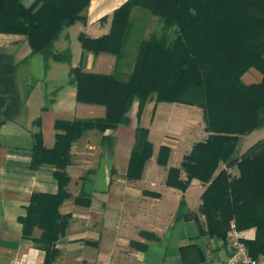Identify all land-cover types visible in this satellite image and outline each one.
<instances>
[{"label": "trees", "instance_id": "trees-1", "mask_svg": "<svg viewBox=\"0 0 264 264\" xmlns=\"http://www.w3.org/2000/svg\"><path fill=\"white\" fill-rule=\"evenodd\" d=\"M90 0H0V35L26 39L30 55L38 54L46 70L49 62L68 66V84L75 88L76 103L103 108L99 118L55 122L54 145L45 149L36 141L30 149L28 169H52L55 194L32 193L18 218L21 236L43 251L42 264L58 255L55 242L64 233L69 215L58 212L69 177L70 146L87 131L103 134L127 126V113L137 102V116L150 95L156 103L193 106L201 111L207 137L194 143L178 168H168L165 185L183 193L191 180L204 189L197 215L180 198L175 221L193 220L198 236L225 240L229 224L237 231L253 230L243 244L251 258L264 252V139L234 155L243 136L264 129V0H126L111 15L106 35L95 39L79 34V65L70 67L68 49L53 48L60 34L74 23L85 24ZM155 16L161 35L142 38L138 16ZM86 54L114 59L109 74L83 70ZM131 60L124 77L125 62ZM249 69L261 78L245 85L241 76ZM2 121L0 120V126ZM147 130L134 129L126 179L138 180L151 156ZM103 141V137L101 138ZM169 149L160 146L156 163L165 166ZM220 166L223 168L220 169ZM230 170H235L231 174ZM87 171L86 174H90ZM183 174V179H181ZM82 176L81 179H85ZM75 204L80 203L74 198ZM39 230L37 237L33 229ZM182 264L201 258V248L189 244L177 249ZM193 260V261H194ZM202 260V259H201Z\"/></svg>", "mask_w": 264, "mask_h": 264}, {"label": "crops", "instance_id": "crops-1", "mask_svg": "<svg viewBox=\"0 0 264 264\" xmlns=\"http://www.w3.org/2000/svg\"><path fill=\"white\" fill-rule=\"evenodd\" d=\"M125 1L90 0L83 13L85 24L76 22L60 34L62 49L70 52V67L79 65L81 50L79 43L76 52L66 43L77 40L79 34L91 39L106 35L113 11ZM60 65L65 64L49 62L44 70L41 57L30 55L23 36L0 35V264H12L31 250L36 254L34 264L43 263V251L22 238L17 220L24 216L32 193L53 195L57 191L52 169H28L35 135L37 143L51 149L55 122L103 115L100 106L76 103L75 88L67 82L68 68L63 73ZM82 66L84 71L100 74L115 68L113 57L103 54H86ZM250 70L240 78L245 85L260 81V74ZM128 72L124 69V77ZM148 105L146 100L137 116V102L133 101L127 126L103 134L87 131L71 144L70 163L65 169L70 198L58 208L59 214L69 215V219L55 242L58 255L51 264H182L177 249L189 244L202 251V257L196 255L189 264L225 263L229 253L225 240L198 236L193 220L175 221L183 197L187 210L203 223L197 215L203 185L193 179L183 193L165 185L168 168H178L191 146L207 137L201 111L175 103L153 101ZM137 126L148 132L151 156L140 178L132 181L126 179V171ZM199 126L203 135L197 139ZM160 146L169 149L165 166L156 163ZM230 173L235 174V170ZM74 198L80 203L75 204ZM241 233L245 240L253 239L252 229ZM38 235L39 230L33 229L32 236Z\"/></svg>", "mask_w": 264, "mask_h": 264}, {"label": "rangeland", "instance_id": "rangeland-1", "mask_svg": "<svg viewBox=\"0 0 264 264\" xmlns=\"http://www.w3.org/2000/svg\"><path fill=\"white\" fill-rule=\"evenodd\" d=\"M32 1L33 0H21L22 4L24 6L29 5ZM138 18H139L138 19V24H143V31H142V34H141L142 38L146 39L147 37L151 38L153 36L158 38L161 35L160 24L158 23L157 17L143 15V16H138ZM145 30H146V32H145ZM62 44H63L62 38H60L57 42L54 43L53 48L55 50H63L62 49L63 48ZM66 45H68V48H70L72 51L75 50V52H76V50L78 49V42H77V40L75 38L70 39L69 42L66 43ZM124 66H125V68H124L125 70H129L130 67H131V60L127 59V63ZM59 67H61L60 71L61 72L63 71V73L68 68L66 65H60ZM249 72L250 73H255L256 75H258V73L255 72L254 70H250ZM147 100L149 102V105L152 104V102L154 101V96L150 95ZM148 114H149V112H148ZM202 125H203V123H202ZM201 130H202V128H201V126H199L198 127V138L197 139H200V137L203 135L201 133ZM260 139H264V129H260V130L254 131V132L250 133L247 136H243L239 140L238 145L236 146V150H235L234 155L241 154L249 146H251L253 143H255L256 141H258Z\"/></svg>", "mask_w": 264, "mask_h": 264}, {"label": "built area", "instance_id": "built-area-1", "mask_svg": "<svg viewBox=\"0 0 264 264\" xmlns=\"http://www.w3.org/2000/svg\"><path fill=\"white\" fill-rule=\"evenodd\" d=\"M243 241H245V236L237 231L231 222L225 236L229 253L224 264H264V252L255 258H251ZM35 257V251L31 250L14 259L12 264H34Z\"/></svg>", "mask_w": 264, "mask_h": 264}]
</instances>
